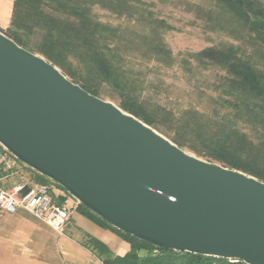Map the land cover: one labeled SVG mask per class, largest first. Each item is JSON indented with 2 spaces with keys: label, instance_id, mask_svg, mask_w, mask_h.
Returning a JSON list of instances; mask_svg holds the SVG:
<instances>
[{
  "label": "water",
  "instance_id": "water-1",
  "mask_svg": "<svg viewBox=\"0 0 264 264\" xmlns=\"http://www.w3.org/2000/svg\"><path fill=\"white\" fill-rule=\"evenodd\" d=\"M0 143L117 229L264 264V181L198 156L0 32Z\"/></svg>",
  "mask_w": 264,
  "mask_h": 264
},
{
  "label": "trees",
  "instance_id": "trees-1",
  "mask_svg": "<svg viewBox=\"0 0 264 264\" xmlns=\"http://www.w3.org/2000/svg\"><path fill=\"white\" fill-rule=\"evenodd\" d=\"M205 1L209 29L223 31L236 44L174 53L164 37L173 27L143 0H12L6 31L88 92L117 99L124 111L179 147L264 181V0ZM96 8L107 12L105 19ZM133 59L180 70L190 88L187 105L145 99L146 83ZM213 70L222 73L210 79ZM29 169L34 183L57 185ZM78 208L130 244L125 254L115 255L86 235L82 243L102 264H247L157 247L117 229L81 203Z\"/></svg>",
  "mask_w": 264,
  "mask_h": 264
},
{
  "label": "crops",
  "instance_id": "crops-1",
  "mask_svg": "<svg viewBox=\"0 0 264 264\" xmlns=\"http://www.w3.org/2000/svg\"><path fill=\"white\" fill-rule=\"evenodd\" d=\"M11 2L1 1L0 14L9 23ZM53 202L71 208L70 218L61 231L23 207L13 213L0 211V264H102L82 243L91 235L115 255L130 250L119 233L104 228L84 215L78 201L57 185L49 184Z\"/></svg>",
  "mask_w": 264,
  "mask_h": 264
},
{
  "label": "rangeland",
  "instance_id": "rangeland-1",
  "mask_svg": "<svg viewBox=\"0 0 264 264\" xmlns=\"http://www.w3.org/2000/svg\"><path fill=\"white\" fill-rule=\"evenodd\" d=\"M5 1V0H0ZM11 2L12 0H6ZM152 5L157 17L165 19L172 27L165 33V41L174 53L182 51H198L207 46H218L221 44L237 43L223 31L211 30L208 27L205 10L207 4L205 0H143ZM101 19H105L107 12L96 8ZM2 11L0 10V13ZM9 23L0 14V32L10 37L6 31ZM38 37H33L31 45L34 47ZM37 53V52H35ZM39 54V53H37ZM132 63L136 70L141 71L146 87L143 90V97L152 103L170 105L171 103H181L187 105L189 102L187 93L190 88L182 77L180 70L155 68L151 62H143L133 59ZM160 71V72H159ZM219 70L210 71V79H214ZM106 100H111L118 105V100L108 94L101 95ZM119 106V105H118ZM30 168V167H29ZM21 163L17 173L8 182L12 185L15 182L30 181L33 175L32 170Z\"/></svg>",
  "mask_w": 264,
  "mask_h": 264
},
{
  "label": "built area",
  "instance_id": "built-area-1",
  "mask_svg": "<svg viewBox=\"0 0 264 264\" xmlns=\"http://www.w3.org/2000/svg\"><path fill=\"white\" fill-rule=\"evenodd\" d=\"M21 163L0 143V211L13 213L18 207H23L55 230L61 231L70 218L71 208L63 203L53 202L50 186L30 181L8 184Z\"/></svg>",
  "mask_w": 264,
  "mask_h": 264
}]
</instances>
